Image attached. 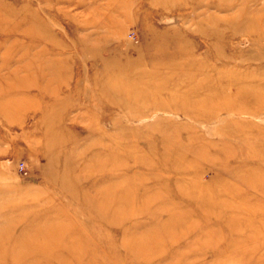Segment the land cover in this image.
<instances>
[{
  "label": "rangeland",
  "instance_id": "rangeland-1",
  "mask_svg": "<svg viewBox=\"0 0 264 264\" xmlns=\"http://www.w3.org/2000/svg\"><path fill=\"white\" fill-rule=\"evenodd\" d=\"M0 264H264V0H0Z\"/></svg>",
  "mask_w": 264,
  "mask_h": 264
}]
</instances>
